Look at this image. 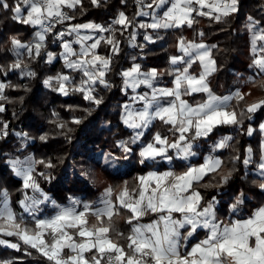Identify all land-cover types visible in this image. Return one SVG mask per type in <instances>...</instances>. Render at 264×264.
<instances>
[{
    "label": "trees",
    "instance_id": "1",
    "mask_svg": "<svg viewBox=\"0 0 264 264\" xmlns=\"http://www.w3.org/2000/svg\"><path fill=\"white\" fill-rule=\"evenodd\" d=\"M7 2L14 6L18 0ZM67 11L72 24L93 22L108 26L120 12L132 24L127 29L116 24L112 29V38L119 42L118 52L114 53L112 46L104 40L97 48L103 57H111V63L104 77L108 86L96 82L92 87V95L100 101L96 104L76 90L85 78L82 71L67 69L72 77L71 83L66 82L67 94L57 90L56 77L64 72L58 56L61 44L55 37L58 27L54 26L46 33L40 55L33 51L31 56L24 52L18 57L12 39L31 43L35 28L14 21L13 13L0 7V82L5 85L0 99V106L4 108L0 111V193H7L9 205L17 217H23L29 227H35L34 218L25 216L20 203L29 188L23 187L22 179L15 175L9 162L11 158L31 154L34 158L33 178L40 190L58 204H66L78 197L79 206L86 202L93 208L103 192L111 188V199L119 212L111 223L119 232L128 234L130 228L125 221L130 214L119 208L116 196L125 185L129 191L136 188L139 175L153 168L154 163L140 162V146L136 143L127 145L131 149L129 152L120 147V142H128L132 137V131L121 118L123 103L127 101L121 89V72L137 61L143 69L155 68L161 84H171L174 74L169 73H174V66L170 57L177 53L180 38L202 40L210 46L215 71L209 75L208 82L213 93H227L239 86L238 93L243 96L242 100L235 98L231 106L237 113L238 124L217 125L207 136L199 138V142L206 145L228 136L226 146L218 152L221 167L208 173L196 185L203 197L201 204L206 205L215 197L218 201L216 217L227 222L232 216L250 215L255 207L264 203V188L260 187L264 180L254 172L260 161L263 138L260 123L264 120V106L254 113L246 112L248 105L264 100V87L261 86L264 73L248 78L254 54L251 31L247 27L248 18L252 17L259 22L257 29L264 28V0H238L237 11L219 22L193 13L195 22L191 27L184 24L178 28L152 30V41L139 39L133 46L130 38L133 26L137 24V0H99L97 5L91 0H81L76 8ZM48 53L56 59L49 62ZM17 59L22 61L21 68L13 69L11 66ZM187 98L196 102L203 100L204 94ZM242 112L243 116L240 115ZM76 120L79 123H75ZM157 130L166 135L169 125L156 120L144 133V139H149ZM248 149L252 150L251 162L246 166L243 161ZM47 164L52 166L46 167ZM229 173L228 181L222 182L221 177ZM237 197L242 203L232 211L231 205ZM52 209L45 212L51 213ZM87 220L89 227L97 223L91 215ZM104 223L107 226V217ZM111 235L114 240L124 243L115 232ZM0 237L20 245L19 249L0 245V264H50L17 237Z\"/></svg>",
    "mask_w": 264,
    "mask_h": 264
},
{
    "label": "snow or ice",
    "instance_id": "2",
    "mask_svg": "<svg viewBox=\"0 0 264 264\" xmlns=\"http://www.w3.org/2000/svg\"><path fill=\"white\" fill-rule=\"evenodd\" d=\"M97 5L99 0H91ZM81 3V0H18L14 6H10L7 0H0V7L10 10L13 13L12 19L25 25L38 26L40 31L36 32L37 42L35 45H25L13 38L12 44L16 49H27L31 56L33 51L40 55L45 33L50 32L55 24L63 23L72 19L64 8L74 9ZM141 9L146 7L150 11H138V16L152 17L151 23H141L140 28L153 30L178 28L184 24L189 27L195 22L193 13L197 16H207L217 22L237 11L238 0H151V3L144 4L143 0H137ZM21 4L26 8L27 15H22ZM162 10V15L157 12ZM208 9V11H203ZM247 25L253 33L252 51L254 58L251 66H255L261 73H264V55H257V52L264 53V45L257 49V41H264V28L257 30L258 21L249 17ZM127 29L132 21L128 20L123 12L112 22ZM95 30L97 32L110 31L100 25L93 23L72 25L69 33H75V43L80 45V51L74 52L67 42L63 44L65 53L63 58L66 66L73 70L82 71L86 80L81 81V87L77 91L84 93L86 100H92L99 104L92 95V85L99 80L106 84L104 77L111 63V57H103L95 52L103 37L96 39L93 43L86 41L91 36H81V30ZM65 33L60 32L59 36ZM202 35V33H201ZM146 41L151 37L144 36ZM104 42L112 46V51L118 52V41L107 38ZM212 47H215L214 45ZM177 49L183 55L170 58L171 65L176 67L172 88H156L153 82L157 79L158 73L155 69L148 72H141L139 65H133L130 70L124 71V84L135 91L141 85L151 88V95L147 93L134 96L133 102H140V109H133L125 105V111L121 114L123 123L134 130V134L128 142H120V147L125 152L131 151L127 146L129 143H136L144 135V129H148L153 121L159 120L165 125H171L169 129L174 134L178 133L173 141L159 132L153 135L152 141L141 148L139 153L141 163L157 158L171 161L172 156L168 154L169 149L175 150L181 159H187L193 155L192 141L207 136L217 125L238 124L235 111H228V101L236 98L242 100L243 96L236 93L234 97H218L213 94L208 86L207 78L215 71V61L211 59L209 46L203 43L192 41L185 42L180 38ZM76 56L77 59H69ZM90 57V59L88 58ZM52 53H48L49 62L52 60ZM199 62L201 71L199 75L190 73L194 63ZM22 61H17L11 66L13 69L21 68ZM26 67V66H25ZM32 75V73H28ZM59 85L58 91L67 94L66 82L69 77L59 75L56 77ZM46 84L49 81H45ZM87 85V87H84ZM264 87V84L261 85ZM5 88L0 84V99ZM196 93H204L206 99L195 106L188 104L182 99L183 96H191ZM173 98V99H168ZM166 101V103H161ZM264 106V100H259L246 107L247 113H254ZM0 106V111H3ZM241 116L244 115L242 112ZM79 123L78 120L74 121ZM7 128V125H4ZM63 127V125H61ZM264 133V123L260 125ZM194 130V135L187 134ZM252 130L249 129V135ZM7 133L5 132L4 135ZM43 140L44 137H41ZM227 139V138H226ZM226 146V140L221 141L218 147ZM251 149L243 163L247 166L251 162ZM239 160V157H236ZM41 163H43L41 161ZM26 165V166H25ZM47 164L46 167H51ZM221 167V161L214 157H207L199 166H189L183 172L176 173L169 170L165 172H149L147 176L138 178L139 185L129 191L127 185L116 196L120 209H126L130 214L127 216L126 224L129 225V232L125 235L119 232L111 223L114 215L119 214L112 197V189H106L102 199V207L92 209L85 205L84 211L77 212L75 208L61 209L50 219H35V212L38 205L43 201L36 197H26L20 201L25 212L34 218L35 227H29L23 217H17L9 206L7 193H0V235L18 238L23 245L35 249L50 264H264V206L256 209L247 219H232L225 221L217 220L214 212L215 197L202 205L203 197L196 190V185L210 172H216ZM261 174L264 175V139L260 145V162L258 164ZM13 170L17 176L22 177L23 187L31 188L34 192H40V187L33 178V167L30 162H13ZM230 177L224 175L221 181L226 183ZM154 185V186H152ZM264 188V183L260 185ZM43 195V193H41ZM47 200V197H44ZM78 203V202H77ZM242 203L240 197L231 205L235 211ZM179 214L175 217L173 214ZM155 215L150 223H140L141 218L147 215ZM94 216L97 223L88 226L87 216ZM108 218L107 226L104 218ZM205 230L204 239L194 244L189 250L181 241H188L199 229ZM72 230V231H69ZM123 240L120 243L112 238L111 233ZM0 245H6L13 249H19L18 243H10L0 239ZM65 250L70 254L65 255ZM30 254V253H29Z\"/></svg>",
    "mask_w": 264,
    "mask_h": 264
},
{
    "label": "crops",
    "instance_id": "3",
    "mask_svg": "<svg viewBox=\"0 0 264 264\" xmlns=\"http://www.w3.org/2000/svg\"><path fill=\"white\" fill-rule=\"evenodd\" d=\"M143 3L144 4H148V3H151V0H143ZM21 7H22V15H24V16H26L27 15V11H26V8L23 6V4H21ZM67 9H69V8H64L63 9V11H66V12H68L67 11ZM146 11V12H148V11H150L148 8H146V7H144V8H142L141 9V7H140V5H138V11ZM203 11H208L207 9H203ZM157 12H159L161 15H162V10H160V9H157ZM69 13V12H68ZM121 13V12H120ZM119 15V14H118ZM118 17V16H117ZM116 17V18H117ZM115 18V19H116ZM114 19V20H115ZM113 20V21H114ZM152 22V17H151V15H149V16H138L137 15V24L136 25H134L133 26V34H132V36H131V38H130V45H135L136 43H138L139 42V39L141 40V41H146L145 39H144V36L145 35H148V36H150L151 37V41L153 40V36H152V33H151V31L153 30V29H150V28H140L139 27V24H141V23H145V24H147V23H151ZM87 23H93V22H83V23H78V24H87ZM93 24H96V25H100V24H98V23H93ZM74 25H77V24H74ZM116 24H111V25H108V26H102V25H100V26H102L103 28H105V29H111L110 31H105V32H97V31H95V30H91V32L89 33L88 31L89 30H87V29H85V30H83V31H85V33H84V35H87L88 33L90 34V35H92L91 37L92 38H94V40L91 42V43H93L96 39H100L101 37H103L104 38V40H106L107 38H112V29H114V26H115ZM34 28H35V30H34V35H33V37L35 38V34H36V32H38V31H40V28L38 27V26H34ZM57 34V33H56ZM252 34V33H251ZM45 36H46V34H44ZM55 37L56 38H59L58 40H60V43H64V38L62 37V38H60V37H58L57 35H55ZM251 38H253V36H251ZM180 39H178V41H179ZM185 42H188V41H192V40H189V39H183ZM178 41H177V44H178ZM192 42H195V43H203V44H205V45H207V46H209L206 42H204V41H202V40H196V41H192ZM262 42V43H261ZM259 45H264V41H259ZM98 48V47H97ZM209 48H210V46H209ZM77 50H78V52L80 51V48H78L77 47ZM95 52L97 53V54H99L98 52H97V49L95 50ZM100 56H102L101 54H99ZM181 55H183L181 52H179L178 51V49H177V53L176 54H174V55H172L171 57H173V56H181ZM210 55H211V50H210ZM257 55H264V53H260L259 51L257 52ZM170 57V58H171ZM88 58H90V57H88ZM211 59L212 60H214V58L212 57V55H211ZM139 65L140 66V71L141 72H148L149 70H151V69H155V68H153V67H150V68H148V69H143L142 67H141V63L140 62H134L129 68H127V69H124V70H122V72H121V86H122V92H124L125 94H126V96H127V101H125L124 103H123V113H124V111H125V108H124V106L125 105H129V106H131V108H133V109H140L141 107H142V104L140 103V102H133V97L134 96H137V95H143V94H145V93H147L149 96L151 95V88H149V87H147V86H145V85H141L139 88H137L135 91H133L131 88H128V87H126L125 86V84H124V77L122 76V73L124 72V71H127V70H130L131 68H132V66L133 65ZM174 66V65H173ZM176 67H179V68H181V70H182V68L184 67V65H183V63L181 62L179 65H176V66H174V70H175V68ZM254 69H252L251 70V72L249 73V75H248V78H253L254 76H257V75H259L261 72H259V71H257L256 70V67L255 66H252ZM251 67V68H252ZM156 70V69H155ZM202 69H201V66H200V64H199V62L197 61L196 63H194L193 64V66L190 68V73L191 74H193V75H199V73H200V71H201ZM209 77V76H208ZM175 78V77H174ZM174 78H173V80H174ZM159 80H160V78H159V76L157 77V79L153 82V84H154V86L156 87V88H172L173 87V83L171 82V84H169V85H164V84H161L160 82H159ZM172 80V81H173ZM243 80V79H242ZM207 83H208V86H209V82H208V78H207ZM209 88H210V86H209ZM240 91V87L238 86V87H236L234 90H232V91H230V92H227V93H223V94H215V93H213L214 95H216V96H218V97H225V96H232V97H234L235 96V94L236 93H238ZM196 94H201V93H196ZM204 94V93H203ZM168 99H173V98H168ZM182 99H184V100H186L187 102H188V104H190V105H192V106H195L197 103H199V102H202L204 99H206V95L204 94V99L202 100H197L196 102H191L188 98H187V96H183L182 97ZM234 99L235 98H233V99H231V100H229L228 101V107H227V110L228 111H232L231 110V106H232V104H233V102H234ZM161 103H166V101H161ZM158 120V119H157ZM156 121V120H155ZM155 121H153L152 122V124L155 122ZM262 123H264V120L260 123V125L262 124ZM151 124V125H152ZM150 125V126H151ZM125 126H127V125H125ZM149 126V127H150ZM171 128V125H169V129ZM130 129V128H129ZM131 131H132V136H133V134H134V130L133 129H130ZM146 130L147 129H144L143 131H144V133L146 132ZM161 130V129H160ZM154 131L150 136H149V139H147V140H145L144 138L146 137V136H142L141 138H140V140L139 141H137L136 142V144L137 145H139L140 146V148H139V152L141 151V148L143 147V146H145L147 143H149L150 141H152V138H153V135L155 134V133H157V132H159L160 134H161V131ZM162 135V134H161ZM178 135V133H176V134H174L172 131H170L169 130V133L168 134H166V135H162V136H166L168 139H169V141L171 142V141H173L175 138H176V136ZM189 137H191V136H193L194 135V130L193 131H190L188 134H187ZM202 137H205V136H202ZM200 138V137H199ZM199 138H197V139H195L194 141H192V148H191V151H192V153H193V155H191V156H189L187 159H181V158H179L178 156H177V154H176V152H175V150H173V149H169L168 150V154L169 155H171L172 156V159H171V161H169V160H167V159H161V158H157L156 160H147L148 162H153L154 163V167L153 168H151V169H148L146 172H144L143 174H140L139 175V177H141V176H147V174L149 173V172H153V171H155V172H165V171H169V170H172V171H175L176 173H180V172H183V171H185L186 169H187V167H189V166H199L200 164H203L204 163V161H205V158H207V157H214V158H216V159H218V160H220V157H219V155H218V152L221 150V149H223V148H220V147H218V145H219V143L221 142V141H225L226 140V142H227V140H228V136H226V137H224V138H222V139H218V140H216V141H214V142H207V143H205L206 145H203V144H201L200 142H199ZM227 138V139H226ZM262 139H264V133H263V138ZM204 142V141H203ZM248 155V154H247ZM260 162V161H259ZM259 164V163H258ZM254 172L257 174V175H259L261 178H263V180H264V175H262L261 174V170L259 169V167L257 166L255 169H254ZM152 186H154V185H152ZM114 202V201H113ZM98 204V203H97ZM114 204H115V202H114ZM217 204H218V201L217 200H215V203H214V212L216 213V207H217ZM95 206H97V205H94V207L92 208V209H95V208H97V207H95ZM262 206H264V203H262L261 205H259V206H257V207H255L254 209H253V211H252V213L250 214V215H248V216H243V217H237V216H232L231 218H230V220H232V219H247L249 216H251L252 214H253V212L256 210V209H258V208H260V207H262ZM175 217H179V214H173ZM156 217H155V215H152V214H150V215H147V216H145V219H144V217L143 218H141V220H140V223H144V224H146V223H150L153 219H155ZM217 218V217H216ZM217 220H220V221H222L221 219H218L217 218ZM226 222V221H225ZM205 230L203 229V228H201V229H199L196 233H194V235L192 236V237H189V240L188 241H181V243L182 244H184L189 250L191 249V247L194 245V244H196L197 242H199L200 240H202V239H204V237H205Z\"/></svg>",
    "mask_w": 264,
    "mask_h": 264
},
{
    "label": "rangeland",
    "instance_id": "4",
    "mask_svg": "<svg viewBox=\"0 0 264 264\" xmlns=\"http://www.w3.org/2000/svg\"><path fill=\"white\" fill-rule=\"evenodd\" d=\"M208 10V9H207ZM65 22V21H64ZM62 23V26H57L58 27V30H57V36L58 37H60V38H64L63 40H64V43L65 42H67V43H69L70 45H71V47H72V49H73V51L74 52H77L78 53V50H77V47L78 48H80V45L78 44V43H75V41H76V39H77V35L75 34V33H69V28L72 26V25H74V24H72V23H68L67 22V24L66 23ZM54 26H56V25H54ZM53 26V27H54ZM257 30H259V29H257ZM60 32H64L65 34L61 37V36H59V33ZM89 33L91 32V30H89L88 31ZM84 33H85V31H83V30H81V32H80V35L81 36H84ZM87 34L88 36H92V35H90V34ZM252 33V32H251ZM46 34V33H45ZM251 36H253V33L251 34ZM250 36V37H251ZM57 39H59V38H57ZM94 40V38H92L91 40H89V41H86V43L87 44H91V42ZM251 40L253 41V38H251ZM60 41V40H59ZM37 42V39H36V36H35V38L33 37V40H32V42L31 43H27V44H25V43H22V44H25V45H35V43ZM63 43V44H64ZM262 43V42H261ZM61 45H60V47H61V49H60V53H59V58H60V60H61V63H62V65H63V68H64V72H62L60 75H66V76H68L69 77V81L67 82V83H71V81H72V77H71V75H70V72H67L66 70L67 69H69L70 71H79V70H73V69H70V68H68L67 66H66V61H65V59L63 58V54L65 53V49L63 48V44L62 43H60ZM256 46H257V49H259L262 45H259V41H257V44H256ZM15 51H16V55L18 56V57H20L24 52H27L28 53V51H27V49L25 48V49H16L15 48ZM53 58H52V60H55L56 59V56H52ZM17 58V57H16ZM69 59H72V60H75V59H77V57L76 56H70L69 57ZM90 59V58H89ZM252 69H254L253 67L251 68V70ZM256 70L257 71H259V69H257L256 68ZM260 72V71H259ZM87 79V77H85L83 80H86ZM97 82H99V80H97ZM0 84H2L1 82H0ZM94 85V84H93ZM93 85H92V87H93ZM79 87H81V81L79 82V85H78ZM84 87H87V85H85ZM68 90V88H67V85H66V91ZM14 161H21V162H25V161H27V162H30V163H32V165H33V161H34V158H33V156L31 155V154H27V155H24V156H22V157H14V158H11V159H9V162H10V165H11V167H12V169H13V162ZM26 166V165H25ZM13 172L15 173V171L13 170ZM16 175V174H15ZM17 176V175H16ZM18 177H20V176H18ZM21 179H22V177H20ZM22 181H23V179H22ZM106 191V190H105ZM105 191L103 192V194L99 197V199H98V201L96 202V204L95 205H97V206H95V207H97V208H99V207H102L103 205H102V203H101V201H102V199L104 198V196H105ZM41 193H43L41 190H40V192H34L31 188H29V191H27L26 193H25V196H24V198L22 199V200H25V198L26 197H29V198H31V197H36V198H38V199H40L41 201H43L40 205H38V211H36L35 212V219H41V220H45V219H50V218H52V217H54L61 209H65V208H75L76 209V211L77 212H81V211H84V206L85 205H88L86 202H83V204L81 205V206H79V199H78V197H73L72 199H70V200H68V202L66 203V204H58V203H56L53 199H51L49 196H47V194H44L43 193V195H41ZM44 197H47V200H45L44 199ZM7 198H8V196H7ZM21 200V201H22ZM8 202H9V198H8ZM78 202V203H77ZM98 203V204H97ZM10 206V205H9ZM23 208V207H22ZM50 208H53L52 209V212L51 213H48V212H45V210L46 209H50ZM96 209V208H95ZM94 210V209H93ZM23 211H24V213H25V216H29V217H31V218H33V216L32 215H29V213L28 212H25V210H24V208H23ZM69 231H72V230H69ZM0 239H4V240H7V241H9L10 243H14V242H12L11 240H9V239H6V238H2V237H0ZM65 252H66V254L65 255H68V254H70L69 252H68V250H65Z\"/></svg>",
    "mask_w": 264,
    "mask_h": 264
},
{
    "label": "built area",
    "instance_id": "5",
    "mask_svg": "<svg viewBox=\"0 0 264 264\" xmlns=\"http://www.w3.org/2000/svg\"><path fill=\"white\" fill-rule=\"evenodd\" d=\"M66 12V11H65ZM70 17H71V15L68 13V12H66ZM71 20V19H70ZM70 20H66L64 23H66L67 24V22L68 23H71L70 22ZM56 26H62V23H59V24H55Z\"/></svg>",
    "mask_w": 264,
    "mask_h": 264
}]
</instances>
